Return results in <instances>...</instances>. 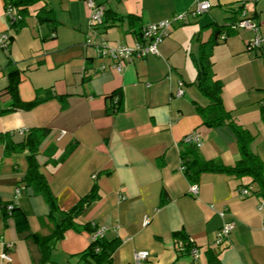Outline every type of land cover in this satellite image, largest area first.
I'll return each mask as SVG.
<instances>
[{
	"label": "crops",
	"instance_id": "1",
	"mask_svg": "<svg viewBox=\"0 0 264 264\" xmlns=\"http://www.w3.org/2000/svg\"><path fill=\"white\" fill-rule=\"evenodd\" d=\"M95 1L105 16L91 30L86 0H41L17 27L7 17L6 0H0V33L12 35L9 49L0 47V108L12 101L11 70H19L21 99L40 100L0 116V135L22 142L31 129H48L37 160L58 205L51 207L25 183L28 152L6 156L0 138V202L17 207L14 214L0 213V264H95L85 255L94 235L87 225L106 229L113 254L103 264H133L139 250L149 251L146 264H210L211 252L220 264H264V197L257 184L224 172L203 173L195 184L184 174L181 157L185 137L198 131L205 159L234 165L241 158L231 127L209 126L197 108L210 104L198 85L201 44L214 39L216 26L237 19L243 4L264 33V0H206L211 8L174 23L158 54L126 61L120 71L112 58L99 55L102 42L134 46L145 24L185 13L197 0ZM44 5L54 11L55 32L39 20ZM88 36L93 44H87ZM253 37L245 28L228 30L214 44L212 61L214 78L224 84L225 107L255 135L252 149L264 162V45L249 50ZM116 91L122 96L119 109L108 114L107 97ZM94 186L97 198L76 217V227L48 240L46 257L38 236L49 237L63 211ZM243 187L251 193L241 198ZM17 188L21 194L15 198ZM228 221L235 222L229 240L215 244ZM180 230L199 248L197 258L176 241ZM3 252L11 261L1 258Z\"/></svg>",
	"mask_w": 264,
	"mask_h": 264
},
{
	"label": "trees",
	"instance_id": "2",
	"mask_svg": "<svg viewBox=\"0 0 264 264\" xmlns=\"http://www.w3.org/2000/svg\"><path fill=\"white\" fill-rule=\"evenodd\" d=\"M41 0H6V4H11L14 6L21 19L14 23L13 26L17 27L22 25L25 16L28 14V9L30 6L36 4ZM245 9L244 4L239 8V16L232 22H229L225 26L215 27L214 39L201 44V53L199 58V69H198V85L199 88L209 97L210 104L207 107L198 106L197 108L205 116V123L209 126L217 127L221 125H228L233 130L239 147V152L241 158L234 165H224L215 160L205 159L200 149L195 144H187L186 147L181 152V157L183 161V171L184 174L193 182L197 183L203 173L206 172H224L231 175H235L239 178L249 176L252 181L257 184L258 192L260 196L264 197V162L261 157L252 149V143L255 140V135H253L248 129L244 128L236 122V120L231 115L230 111L227 110L223 100V82L219 79L214 78L213 70V46L218 42V38L222 34H227L228 30H232V24L240 20L241 12ZM250 15V14H249ZM251 16V15H250ZM38 17L41 22H47L52 25V30L55 32L57 28V20L53 9L44 5L38 12ZM253 18V16H251ZM134 19L133 16L130 17ZM111 20H116L112 18ZM253 20H255L253 18ZM108 22V19L107 21ZM52 36V35H51ZM9 85L7 87V92L11 96V103L6 108H0V116L6 115L18 109H29L38 104L40 100H35L32 102H24L19 94L18 85L20 83V73L19 70H11L9 72ZM115 97L117 101L115 102ZM121 91H116L109 97H107V113L115 114L117 113L121 103ZM261 118L264 122V101L261 105ZM47 128H33L26 135L22 142H14L11 138L10 133L1 134L0 138L5 141V154L6 156H11L12 154L28 152L27 158L29 162L28 171L25 175L24 181L27 185L34 188L35 193L43 194L45 199L51 205V207L56 208L57 197L52 192L50 184L40 170V165L37 160V154L39 153L40 145L43 139L48 134ZM73 148L70 149V152ZM97 198V188L94 186L92 192L83 197L80 202L67 211H63V217L57 222L56 229L49 237L38 236L39 242L43 246V252L45 256L49 255L51 250V245L48 242L52 238L59 240L64 237L66 230L71 227H76L75 219L80 214H82L86 207L91 204ZM9 204V203H8ZM1 203L2 210L4 213H8L7 205ZM17 207L14 205L11 214H14ZM98 225H87L92 233L96 231ZM174 237L177 242L182 241L184 250L188 253L192 250V244L188 240V236L184 230L176 231ZM99 248V251L96 249ZM112 249L110 245L103 238H98L91 242L89 248L85 252V255L92 257L95 260V264H103L106 261L111 260ZM210 264H220L219 256L215 252L210 253ZM45 257V258H46Z\"/></svg>",
	"mask_w": 264,
	"mask_h": 264
},
{
	"label": "built area",
	"instance_id": "3",
	"mask_svg": "<svg viewBox=\"0 0 264 264\" xmlns=\"http://www.w3.org/2000/svg\"><path fill=\"white\" fill-rule=\"evenodd\" d=\"M87 6L89 8V18L88 25L91 30H94L98 25L102 24L105 16V9L102 5L98 4L95 0H86ZM211 8V3L209 1L197 0L196 5L193 9L186 11L185 13L177 14L171 18L163 19L160 21L147 23L142 27L141 37L136 42L134 46L116 44L111 45L108 42H102L99 47L100 56H109L114 61V67L119 71L123 69L125 62L133 60L134 58H146L150 54H158V45L170 34L171 27L176 22H184L188 15L198 16L204 14ZM6 14L12 25L21 19V15L17 9L11 4H6ZM233 29L245 28L252 30L254 32V37L248 42L247 48L249 50L259 49L264 45V33L260 29L259 23H257L249 15L246 9L241 12L240 20L235 21L232 24ZM227 34H222L221 39L225 40ZM12 35L8 32L0 33V47L8 50L11 44ZM94 41L92 37L88 36L87 44H93ZM104 68V65H103ZM179 89L178 96L183 94L182 86L184 84L183 80L178 81ZM184 142L187 144H195L198 147L202 145V136L198 131L188 134ZM198 185H193L192 191L196 194L198 193ZM251 193L249 188H240L239 196L241 198L248 196ZM21 194V189L17 188L15 191V198ZM14 208V203H9L7 205L8 213H12ZM2 206L0 205V213H2ZM224 214V212H223ZM149 221L146 218L145 223ZM235 227L234 221H228L223 224L219 230L217 237L215 239V244L222 245L226 243L231 235L232 230ZM106 229L103 226H97L96 231L93 233V241L98 238H103L105 236ZM99 251V248L96 249ZM192 253L197 258L199 256V248L192 247ZM149 251L139 250L135 252L133 264H146L149 258ZM1 258L9 262L11 261V256L8 252H3Z\"/></svg>",
	"mask_w": 264,
	"mask_h": 264
}]
</instances>
